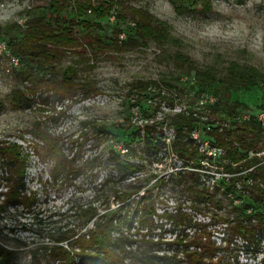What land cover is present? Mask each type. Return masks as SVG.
Returning a JSON list of instances; mask_svg holds the SVG:
<instances>
[{"label":"rangeland","instance_id":"obj_1","mask_svg":"<svg viewBox=\"0 0 264 264\" xmlns=\"http://www.w3.org/2000/svg\"><path fill=\"white\" fill-rule=\"evenodd\" d=\"M125 1L166 21L171 34L181 44L150 41L147 46L122 52H101L94 44L82 55L68 54L61 65L77 63L80 77L101 88L100 94L90 98L59 101L50 89L42 86L31 106L15 108L11 92L15 87L24 86L15 75L21 64L12 55L7 39L0 38V141L17 143L28 154L26 187L37 194L31 210L12 203L0 210V245L14 253L9 261L0 264H58L49 254L52 238L60 230L79 226L81 210L91 206L98 213L106 209L113 213L120 205L115 191L140 187L141 197L147 186L154 187L161 178L165 182L159 190H154L153 197L160 215L154 217L157 227L153 238L162 243L155 245L154 251L159 249L158 254L182 251V246L173 244L175 241L191 240L205 231L218 247L213 264H263L264 238L260 246L247 244L234 229L240 222L256 224L255 212L245 210L238 195L225 194L222 181L230 177L219 166V159L208 157L197 169L191 167V162L178 158L172 150L176 131L168 124L167 117L185 109L201 112L200 101L208 96H214L215 103L237 106L239 116L256 117L264 112V0H210V11L205 12L199 5L182 14L175 11L169 0ZM47 3L48 0H0V26L4 29H11L14 24L25 27L27 11ZM115 9L117 14L121 13L119 5ZM87 19L101 25V29L89 30L94 37L113 39L119 29L123 31L120 39L132 34L134 24L130 20L111 23L108 18H95L91 13ZM9 29L10 34L16 35L17 29ZM176 54L188 57L198 69L213 68L220 77L226 76L228 66L235 62L244 67V75L247 68L254 67L263 78L255 82L247 80L246 86L232 91L227 99L223 87L197 84L195 71L187 74V65L175 63ZM172 75L182 77L175 82L177 90L163 87L174 100L173 104L150 93L147 101L136 99L135 93L129 94L130 84L137 80H168ZM206 115L201 117L202 121L209 118ZM208 126L198 123L194 130L199 137L198 150L205 156L203 150H211L210 145H214L206 134ZM103 127L107 132H101ZM147 127L155 128L157 134L150 135L162 141L157 156L147 153ZM43 132L60 137L65 153L75 154L77 163L85 167L74 183H62L53 177L55 162L47 153L41 138ZM117 161L129 167L122 182L115 167ZM130 165H138L139 169ZM185 170L199 173L200 181L208 188L207 194L201 196L177 185L178 171ZM111 175L115 178L111 179ZM7 176L0 155V202L6 200L4 193L8 186L4 177ZM107 179L111 180L106 182ZM137 195L131 200H138ZM106 197H109L108 203ZM256 211L264 213V207L259 205ZM133 225L137 228L135 222ZM122 226L124 231L133 234L134 242L126 244L128 249L143 246L134 226L129 228L128 223ZM77 262L107 264L103 259L88 257Z\"/></svg>","mask_w":264,"mask_h":264},{"label":"trees","instance_id":"obj_2","mask_svg":"<svg viewBox=\"0 0 264 264\" xmlns=\"http://www.w3.org/2000/svg\"><path fill=\"white\" fill-rule=\"evenodd\" d=\"M169 2L178 14L192 11L199 5L205 12L212 9L210 0H169ZM117 5L121 9V13L117 14V22L130 20L134 24L131 28L132 34L120 39L123 31L119 29L113 39L104 40L92 36L89 30L101 29V25L87 19V16L91 13L95 18H108ZM27 15L25 27L12 25L13 29H17L16 35L10 34L9 28L4 29L0 26V38L7 39L12 55L21 64L20 70L15 75L17 81L24 86L15 87L11 92V100L15 108L31 106L42 86L50 89L59 101H73L79 97L90 98L101 93L100 87L89 79L80 77L77 63L61 65L68 54L82 55L94 44L101 52L138 49L147 46L150 41L157 44H181L179 39L171 34L170 26L166 21L155 17L145 9L132 6L125 0H48L45 6L29 9ZM174 61L182 67L187 65L185 71L187 74L195 71L194 80L201 87L212 84L223 87L227 99L232 91L246 86L247 80L255 82L258 78H263L254 67L247 68L248 75H244L242 73L244 67L235 62L228 66L227 75L220 77L213 68H196L188 57L181 54H176ZM90 68H93V65ZM181 79L180 75H172L168 80L164 78L159 81L137 80L130 84L129 94L135 93L136 99L146 98L147 101L150 100L147 99L150 93L172 103L174 100L167 96L168 91H164L163 87L177 90L175 82ZM236 108L237 106L226 102H217L202 106L201 112L185 109L167 117L168 124L176 131L172 150L179 159L185 163L191 162V167L198 169L207 157L198 150L193 131L198 123L209 125L210 129L206 134L213 140L214 145L223 149V154L217 159L221 162L219 166L223 172L230 177L223 178L222 189L226 195H238L240 198L238 200L244 204L242 207L247 211H254L256 215V219L249 216L250 220L257 222L256 224L237 223L234 226L235 232L247 244L256 243L260 246L264 238V213L256 210L259 205L264 207V156L259 157L257 154L264 152V131L254 117L240 121ZM206 114L209 118L202 121L201 117ZM101 132L105 133L107 129L103 127ZM147 132L148 137L145 140L147 153L157 156L162 141L153 136L157 134L155 128L147 127ZM43 133L41 138L47 146V153L55 162L53 177L56 181L61 180L62 183L65 181L74 183L85 167L77 163L75 154L65 153L60 137L49 132ZM137 134L140 136V133ZM0 155L8 175L4 177L8 186V191L4 193L6 200L0 202V210L10 203L31 210L37 202V194L26 187L28 154L24 153L17 143L0 141ZM115 167L120 172L119 181H124L129 167L119 161L116 162ZM130 167L139 169L138 165H130ZM112 178L115 177L111 175ZM111 179H107L106 182ZM163 182L165 180L161 178L155 182L154 187L147 186L141 197H139L140 187L131 191H115L120 205L113 213L107 209L103 213H98L97 209L91 206L81 210L79 226L60 230L52 238L50 258L58 264H79L78 259L84 257L93 260L103 259L107 264H213L218 247L212 241L211 235L205 231L195 235L191 240L175 241L173 244L182 246V251L176 249L171 254H158L159 249L157 251L152 249L162 243L160 239L153 238L154 229L157 227L154 217L160 216L153 197L154 190H159ZM239 183L240 188H238ZM177 185L201 196L208 192V188L200 181L197 171H178ZM135 194H138V200L132 201L131 198ZM156 195L157 198L160 197L159 194ZM108 200L109 197H106L105 202L108 203ZM115 213L118 216H115ZM164 215L171 218L168 213ZM134 222L137 228L133 225ZM123 223H128L129 228L134 226L133 228L142 237L143 246L138 249L126 247L128 242L134 240L133 234L122 229ZM13 255V251L0 245V262L9 261Z\"/></svg>","mask_w":264,"mask_h":264},{"label":"built area","instance_id":"obj_3","mask_svg":"<svg viewBox=\"0 0 264 264\" xmlns=\"http://www.w3.org/2000/svg\"><path fill=\"white\" fill-rule=\"evenodd\" d=\"M117 19V11L116 9H113L110 13V15L108 16V20L111 21V23L115 22ZM121 38H124V35L121 36ZM215 103V98L214 96H208L206 99H203L200 101V104L201 106H205V105H213ZM254 116L252 115H247V114H244V115H241L238 117V119L240 121H247V120H250L251 118H253ZM256 119V121L259 123V125L262 127L263 131H264V112H261L260 114H258L256 117H254ZM210 127H208L207 130H209ZM193 137L194 139L198 140V135L197 133H195V131H193ZM206 145H210V142L209 141H206L205 142ZM203 146V144H202ZM210 148H213L211 150H203V152L207 155L206 157H213L214 159L215 158H218L220 157L222 154H223V149L222 148H219L218 146L216 145H210ZM214 150V151H213ZM259 157L261 156H264V153H258L257 154ZM209 159V158H208ZM226 176V175H224ZM238 188H240V186L238 185Z\"/></svg>","mask_w":264,"mask_h":264}]
</instances>
